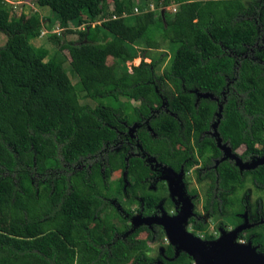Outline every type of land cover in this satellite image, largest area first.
<instances>
[{
  "label": "trees",
  "instance_id": "16d2710c",
  "mask_svg": "<svg viewBox=\"0 0 264 264\" xmlns=\"http://www.w3.org/2000/svg\"><path fill=\"white\" fill-rule=\"evenodd\" d=\"M155 1L178 8L156 23L153 11L129 23L121 16L124 0H113L114 18L77 30L76 40L62 45L70 67L82 69L78 84L92 107L78 102L61 64L44 60L47 50L29 42L39 32L38 15L13 20L0 2V214L7 221L0 264H193L170 242L155 258L142 255L137 234L147 227L130 223L132 215L107 198L105 179L118 169L125 188L140 194L150 163L186 170L196 163L194 151L203 154L195 171L210 179L207 212L245 172L264 187V163L240 170L264 155V0ZM36 2L67 27L90 21L105 0ZM161 26L176 47L160 74L159 58L117 73L106 63L108 56L130 61L132 45ZM119 98L126 99L121 106ZM246 206L243 194L231 214L243 225L236 235L264 253V222L249 224ZM192 215L185 217L201 230L203 220ZM102 216L117 222L106 227Z\"/></svg>",
  "mask_w": 264,
  "mask_h": 264
},
{
  "label": "rangeland",
  "instance_id": "374dc122",
  "mask_svg": "<svg viewBox=\"0 0 264 264\" xmlns=\"http://www.w3.org/2000/svg\"><path fill=\"white\" fill-rule=\"evenodd\" d=\"M192 1V0H185ZM245 1V0H243ZM2 4L8 8L9 18L16 20L19 15L29 16L31 14H37L40 19V29L34 38L30 39L29 42L34 46L44 47L47 50V55L44 60L55 59L57 60L71 83L75 88L78 102L81 104H87L89 106H94L95 101L84 96V92L81 90L78 84V78L82 73V69H72L69 65V57L67 50L62 48V45L68 41H74L77 38V30H87L88 28L93 27L94 25L100 26L101 21L105 18L111 16L115 10V5L113 0H105L102 11L94 15L93 18L88 21L81 22L79 24H69L67 27H60L58 20L54 17L53 13L46 6H40L37 4L36 0H0ZM13 6L11 9L10 6ZM124 7L121 16L128 21L132 22L133 16L144 13L147 11L154 12V23L163 19V14L165 12H172V8L177 10L178 3H169L162 4L156 2L155 0H124ZM10 8V9H9ZM115 16V14H112ZM163 27H157L153 30L151 34H148L143 37L138 43L133 44L132 48L135 53V57L130 61L120 62L115 59H112L110 56L106 58V63L114 68L115 72H119L121 69H128L131 65H137L141 60L144 62H149L153 59H158V65L155 68V73L160 74L163 69H166L169 65V61L172 57L176 45L172 44L168 39L167 31L162 29ZM102 31V29H101ZM103 32V31H102ZM98 38H101V34H97ZM6 36L4 33L0 32V46L5 42ZM261 44L264 45V34L261 37ZM261 45V47H263ZM257 48L258 50L261 48ZM167 87L169 90H173V86L167 82ZM126 101L125 98H119L118 104L121 106ZM129 104L135 106L137 104L134 100H128ZM261 138L264 140V131L261 133ZM189 144L193 146V139L189 138ZM259 147V144H255ZM177 148L182 151L180 145H177ZM241 151V147L237 149V152ZM195 156V155H194ZM197 163L200 162L198 155L195 156ZM192 167L184 174L186 182H188L189 188H193L199 195V198L196 200L195 211L201 214L204 219V227L201 230H194L192 228V222L185 221L184 230L185 232L192 234L195 237H198V240L203 243L207 248H218L214 245V242L218 240L221 234H229L231 231H234L235 228V219L231 216L232 213L237 211L239 200L245 194L246 202L248 204V211L251 216L255 214V209L259 205L262 214H264V188L256 187L252 182L251 175L248 172H245L241 182L232 185V189L229 192H221V202L212 203L211 208L208 213H206L205 205L208 197L207 189L209 184L206 187V182H201V179L195 177ZM124 175L121 176L120 170L112 171L107 175L105 179V184L107 186V198L111 200H116L118 203L130 206L132 209L140 206L142 212H147L150 209H153L154 206L158 204L164 210H169V198L167 192V185L163 181L153 182L149 184V187L145 182L142 189V193L137 194L133 191L125 188L123 185ZM72 181L76 186L80 185V180L78 177H73ZM156 183V184H155ZM155 186L154 188L152 186ZM206 187V188H205ZM260 189V190H259ZM104 191V188L101 189ZM125 192V193H124ZM130 198V199H129ZM259 201V202H258ZM219 205V206H218ZM108 211L109 207H108ZM135 224H140L145 222V227L149 225V221L156 219L155 217H146L142 216L139 213L134 215ZM101 217V221L104 222L107 227L111 223H116V218L104 219ZM158 222L168 223L169 226L173 229L178 228V220L175 217H170L168 219H163L159 217L156 219ZM6 214L5 211H2L0 214V229L6 228ZM221 223L222 228L217 229L216 225ZM153 232V231H152ZM156 230L155 234L148 232V227L142 229L138 234L137 238L143 240L144 246L141 248V253L145 257L155 258L158 252L165 247L168 243V238L162 232L158 233ZM222 232V233H221ZM235 242L246 243L244 238H236ZM129 262V261H128Z\"/></svg>",
  "mask_w": 264,
  "mask_h": 264
},
{
  "label": "flooded vegetation",
  "instance_id": "af4514ba",
  "mask_svg": "<svg viewBox=\"0 0 264 264\" xmlns=\"http://www.w3.org/2000/svg\"><path fill=\"white\" fill-rule=\"evenodd\" d=\"M128 127H130V126H127L126 128L128 129ZM191 147L194 148V144H193V146L191 145ZM182 151H183V148H182ZM194 155L199 156L200 162L197 163V159L194 156L196 163L194 165H190L188 168L192 167L193 172L196 174L195 177L197 178V173L195 170L200 169L205 164V155L198 154L195 151H194ZM251 159H252V157H250L249 160L247 159V160L243 161L242 163L238 159V162H240L245 167L247 166L246 169L244 168V169H240V170H249L248 168H251L254 165H256L257 163H260V160L264 159V155L263 156H257L256 159L253 160V161H255L254 163L250 161ZM188 168L186 170L180 169L179 171H177L175 169L172 170L170 168H169V170H167V168L159 165L155 161L153 163H150V169L151 170L150 171L148 170L147 176L145 177L146 183H148L146 186L149 187L150 183L158 182V181H160V182L163 181L165 183V185L168 184L167 185V189H168L167 192H168V198H169L168 201L170 203L169 210L162 209L159 204L157 206H154L153 209H150L147 212H142V210H140V206H137V208L132 209L130 206H125V205L118 203L116 200H112V202H113L112 204L116 208H118V207H120V205H122V207L124 209H126L128 211V213H130V216L132 215V218L130 219L129 222L134 223V224H135V219H134L135 216L134 215L136 213L141 214L142 216L146 217L147 219H149L150 217H152V218L155 217L156 219H158L159 217H162L163 219H168L170 217H175L177 215L188 216L190 214H193L192 215L193 217H200L203 220V222L205 223L201 214L196 212L195 208H194L196 205V200L199 198V195L195 189L189 188L188 182H186V180L184 178V174L188 170ZM120 174H121V176L124 175L122 170H120ZM198 179H201V182H204V183L206 182V184H205L206 187L210 183L209 176L206 174L204 176L198 178ZM152 187L154 188L155 186L153 185ZM262 188H264V187H262ZM189 199L192 200L191 201L192 203H190L191 206L186 201ZM246 205L247 206H246L244 212H246L248 223L251 225L255 224L257 222L263 223L264 222V214H262L259 205H257V208L255 209V214L253 216H251L249 211H248L247 202H246ZM206 213H208V212L206 211ZM156 219L149 221V225L147 226L151 231L154 232V234H155L156 230L161 228V226L159 225V222ZM185 219H186V223L187 222L189 223V220L186 217H185ZM154 222H156V223H154ZM239 223H237L235 221V227ZM145 224H147V223H145V222L140 223V225H144V226H145ZM135 225H139V224H135ZM216 228L221 229L222 228L221 223H218L216 225ZM258 230H260V229L259 228L255 229V231H258ZM248 233H249V230L244 232V236L247 235ZM245 241H247V240L245 239ZM163 249H161V250H163Z\"/></svg>",
  "mask_w": 264,
  "mask_h": 264
},
{
  "label": "water",
  "instance_id": "95a60500",
  "mask_svg": "<svg viewBox=\"0 0 264 264\" xmlns=\"http://www.w3.org/2000/svg\"><path fill=\"white\" fill-rule=\"evenodd\" d=\"M199 96L211 95L201 93ZM260 162L264 163V159ZM175 218L178 220L177 229L171 228L168 223H159L165 229L168 242L176 244V249L187 252L193 259V264H264V253L256 252L249 242L244 244L235 242L236 232L243 225L234 228V231L227 235L221 234L217 242H214L218 248H207L198 240V237L185 232L183 225L186 221L185 216L177 215Z\"/></svg>",
  "mask_w": 264,
  "mask_h": 264
},
{
  "label": "built area",
  "instance_id": "2783aa9c",
  "mask_svg": "<svg viewBox=\"0 0 264 264\" xmlns=\"http://www.w3.org/2000/svg\"><path fill=\"white\" fill-rule=\"evenodd\" d=\"M10 7H11V9L13 8L12 5ZM171 10H172V12H174L175 11V8H172ZM114 17H115L114 15H111V18H114Z\"/></svg>",
  "mask_w": 264,
  "mask_h": 264
}]
</instances>
